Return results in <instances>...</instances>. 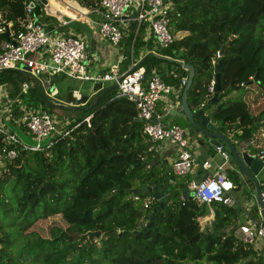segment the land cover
I'll return each instance as SVG.
<instances>
[{"label":"trees","instance_id":"trees-1","mask_svg":"<svg viewBox=\"0 0 264 264\" xmlns=\"http://www.w3.org/2000/svg\"><path fill=\"white\" fill-rule=\"evenodd\" d=\"M75 1L88 10L99 6V0ZM29 3H33L32 20L49 30L46 24L52 17L37 0H0V24H9L10 33L21 30ZM169 13L173 29L185 34L161 51L155 50L167 58L151 54L143 58V82L156 74L176 86L187 76L179 62L189 63L194 68L186 93L191 110L202 105L205 112L211 109L219 130H231L233 140H248L252 132H264V0H171ZM135 29L136 23L128 25L117 44L125 62L131 57ZM4 39L0 33V42ZM136 39L137 48L139 36ZM216 51L220 53L219 94H234L220 108L211 102L218 93L208 90L215 65L210 59ZM254 73L257 79L251 81ZM23 82L28 83L25 91ZM0 85L7 90L4 99L11 123L18 125L25 109L51 112L53 101L45 98L39 79L20 70L1 69ZM95 91L96 101L95 95L73 108L80 109L81 116L63 122L67 134L56 135L50 145L36 150H18L11 160L0 153L4 162L0 163V264H262L258 250L234 234L240 208L182 199L180 194L191 176L170 179L165 161L159 165L147 150L149 141L142 133V121L136 120L134 104L119 96L116 87L99 85ZM185 124L190 128L188 136L194 138L187 119ZM3 145L0 134V149ZM227 175L236 187L246 181L254 190L253 183L242 179L235 168ZM9 181L12 184L6 191ZM145 185L162 187L166 195L150 227L140 232L159 204L142 191L137 195L147 196L149 207L133 199L131 190ZM209 207L212 220L201 227L199 218ZM52 216H59L64 226L50 224L45 236L29 230ZM87 230H100L102 235L88 240Z\"/></svg>","mask_w":264,"mask_h":264},{"label":"built area","instance_id":"built-area-1","mask_svg":"<svg viewBox=\"0 0 264 264\" xmlns=\"http://www.w3.org/2000/svg\"><path fill=\"white\" fill-rule=\"evenodd\" d=\"M170 7L171 0H99V6L88 12L93 16L91 20L96 25L100 38L114 46L122 37V27L133 22L137 26L144 24L154 40V47L164 49L175 39L167 27ZM30 8V6L26 7L27 21L18 32L10 33L9 24H0V33L5 34L8 30L7 38L0 42V70L16 69L32 78L39 79L47 96L54 92V85L50 82L52 76L104 83L105 86L115 83L118 95L125 97L135 106L137 118L142 121V133L149 141L147 150L153 154L167 149L172 150L170 171L174 176L191 174L197 165L203 170H210V161L197 162L188 146L187 131L178 124H165L164 114L156 109L157 102L164 95L171 93L170 85L163 82L156 74H152L143 83L144 67L134 66V64L124 72H120L114 65L106 72L89 73L86 38L83 35H63L52 30L48 31L44 23L32 20ZM219 56V51H216L210 59L211 63L216 64ZM186 80L187 76L180 78V88H183ZM213 81L214 79L208 86L209 91H213ZM27 88L28 83L23 82L21 89L25 91ZM6 95L7 90L0 85V96L6 98ZM71 98L78 100L79 92L72 90ZM4 107L5 113L0 116V134L5 141V145L0 149L2 158L11 160L16 157L18 150H36L43 145H50L56 135L67 134V130L63 128V121L53 117L46 109H25L17 125L10 122L8 105ZM85 120L88 123V117ZM21 125L23 130L20 128ZM19 131L29 135L33 143L24 141ZM262 133L264 134L263 131ZM251 143L250 139L238 142L241 148ZM6 144H12L14 147L9 148ZM212 146L226 159L222 144ZM254 155L264 162V147ZM0 163L4 164L2 160ZM206 176L199 182L193 179L187 182L186 188L194 193L193 198L208 206L211 202H219L227 207L238 204L239 199L235 195L237 187L228 177L226 167L217 165L214 171ZM261 194L264 200V185L261 188ZM133 199L140 201L144 208L149 207L147 198L135 194ZM252 210L254 213L250 211L249 219L238 222L234 234L242 242L258 250L264 264V220L257 207ZM210 213L213 214L211 208Z\"/></svg>","mask_w":264,"mask_h":264},{"label":"crops","instance_id":"crops-1","mask_svg":"<svg viewBox=\"0 0 264 264\" xmlns=\"http://www.w3.org/2000/svg\"><path fill=\"white\" fill-rule=\"evenodd\" d=\"M44 5H45L44 12L52 17L49 24H46L49 30H52V32H57L58 34H63V35L64 34L83 35L88 42H91V46L92 49L94 50V54H92L87 61V69L88 72L91 74L106 72L110 70L114 65L117 66L118 70L119 68L125 65V67L122 68V72H124L128 68H130L131 65L135 64L140 58H142L147 52L149 51L155 52L154 42H153L154 40L152 37L150 38L151 50H148V48L146 47V44L148 43V39L151 36L148 29L143 26V28L139 31V26L136 25L134 39L131 46V57L127 62H125L126 57L122 55L119 52V50L118 53H115L113 56L103 51L106 50L107 48L101 47L100 42L102 41V39L98 35L96 25L91 20L93 19V16L91 13L88 12V9L81 7L75 0H46V3ZM128 25L122 27L123 31H125L128 28ZM184 34L185 32H179L177 36L180 37ZM137 35H139L140 40L136 48L134 47L133 44H135L137 40L136 39ZM119 71L121 72V70ZM63 78L65 77H56V80L54 82L56 83L57 80ZM67 79H71V78H67ZM143 83H145V81ZM99 85H104V83L91 82V86L89 87V91H88L89 96L82 94L78 89L75 88H71V91L77 90L80 96H85V100L82 101L83 105H85V103L89 102L96 95L95 87ZM170 86L172 87L171 93L166 96L164 95L157 102L156 109L164 114L163 122L165 124L167 125L178 124L181 127H183L188 133V131H190V128L188 127V125L185 124L186 119L180 109V102L178 100L181 95L182 89L180 88L179 83L176 86L174 85H170ZM53 93H55V91ZM233 95H234L233 93L228 96L223 94L221 101H224L229 96H233ZM69 96L71 97V92ZM88 97H89V101H87ZM51 103L53 104V102ZM4 105H6L5 102L3 104V108H0V116L4 115L3 114L5 111ZM173 108H175V110ZM176 110L177 112H179V114L176 112ZM207 111H211V109ZM215 125L217 127L216 123ZM246 125L247 124H245L244 126ZM217 131L226 135L232 142H234L236 146L240 147L238 144L239 140L231 139V135L232 138H235L233 134H231V130H219V128L217 127ZM237 132L240 133L241 129H238ZM20 137L28 143H33L32 142L33 140L25 132H20ZM187 138H188V146L192 151V153L194 154L197 162L200 163L203 160H208L211 163L210 170H203L201 167H199V165L195 166L193 168L192 173L189 174V176H191V179L192 176H196L197 174L199 176H204L209 172L214 171L217 165H223L224 167L227 168V171L230 168H233V166L229 162H227L226 159H224L219 153H217L213 149V146L207 142L206 138L199 139V141H196L194 138L189 137L188 134H187ZM250 140L252 141V143L248 146H245L242 149L247 150L250 153H256L254 152V150L258 151L259 149L264 147V137L262 130L252 132V137H250ZM247 148H250V150H248ZM153 155L158 159L159 165H163L164 161L165 163H167V165H169L171 159L173 158L171 149H167L159 153H154ZM241 178L243 179V177ZM248 185L249 183L243 181V184L235 189L236 198L239 199L238 204L235 206H238L240 208V216L238 222H243L249 219L250 216L249 214H251L250 211L254 213L252 209H256L257 207L254 200V190H252V186H248ZM212 217L213 214L210 213V208H208V212L203 214L199 218V223L201 227L207 226L209 222L212 220Z\"/></svg>","mask_w":264,"mask_h":264},{"label":"water","instance_id":"water-1","mask_svg":"<svg viewBox=\"0 0 264 264\" xmlns=\"http://www.w3.org/2000/svg\"><path fill=\"white\" fill-rule=\"evenodd\" d=\"M41 4H45L46 0H37ZM29 6L32 7L33 3H29ZM35 20V19H34ZM8 36V30L5 32V38ZM86 47L89 51L87 60L90 58L92 54H94V50L92 49L91 42H88L86 44ZM223 46H221L220 53L222 52ZM154 55L156 57L160 58H167L165 56H162L161 54L155 53L153 51L147 52L142 58H140L134 66H140L143 58L146 55ZM170 59V58H168ZM180 66L187 70V80L182 88L181 95L179 97L180 102V109L187 119V122L190 124V126L193 128L195 136L194 139L196 141H199V139H207V142L211 145H223V150L225 151L226 160L229 162L232 166H235V168L241 177L248 178L252 183L254 187V200L257 204V208L260 210L262 218L264 220V200L262 198L261 194V188L259 184V179L257 178V174L259 171L264 167V162L260 159L256 158L254 153H250L247 150H244L238 146H236L226 135L220 133L217 131V127L215 125V122L212 120L213 111L205 112L203 111L204 105H202L200 108L191 110L188 107L187 100H186V93L187 89L189 88L192 78L194 76V68L189 63L179 62ZM214 72V81H213V92L218 93L217 95L213 96L211 98V102L215 103L218 102L216 105V108H220L223 104H228L230 100H224L221 101L223 97V93L219 94L220 91V67L219 64L216 63L213 68ZM257 75L254 73L253 77L251 78V81L256 80ZM249 82H246L244 85H247ZM105 88H112L116 87V84H112L109 86H104ZM45 98L47 99L48 96L46 93ZM97 99V94L95 96V101ZM85 100V96H80L76 102L79 101L82 102ZM48 102H50L48 100ZM95 103V102H94ZM52 104V103H51ZM175 110V108H173ZM177 112V110H176ZM179 114V112H177ZM195 118H197V121H195ZM137 121H141L139 118H136ZM152 121V120H150ZM259 122H255V127L258 128ZM207 176H199L198 174L196 176H192V179L199 182L203 179H205ZM174 175L172 174L170 176V179H173ZM138 191L147 192L149 193L150 197L154 200L159 201V204L152 208L151 215L147 221V224L142 228L140 232H144L148 227H150L152 223V217L153 214H155L161 207H163V201L165 198L166 193L163 191L162 187L153 185H145L140 187H135L131 190V193L133 195L137 194ZM194 193L192 191H189L187 188L183 189L180 196L182 199H186L188 197H193ZM84 235L87 237L88 240L99 239L102 235V232L100 230H87Z\"/></svg>","mask_w":264,"mask_h":264},{"label":"rangeland","instance_id":"rangeland-1","mask_svg":"<svg viewBox=\"0 0 264 264\" xmlns=\"http://www.w3.org/2000/svg\"><path fill=\"white\" fill-rule=\"evenodd\" d=\"M167 27H168L169 32L173 36L176 37L177 34L179 33V31H175L173 29L170 21H169ZM100 44H101V47L107 48L106 50H103L105 53H108L109 55H112V56L115 53H118L117 45L114 46V45L110 44L105 39H102ZM154 50L161 51L162 49L154 47ZM53 85H54L55 93H52L51 95H49L53 101V104H55V105H52L51 112H50L53 115V117L58 118L65 123H68V122L74 120L75 118L81 116L82 112L80 109H73L74 107L77 106V103L75 100L70 99L69 93L71 92V88H75V89H78L82 94L89 96L88 91H89V87L91 86V82L90 81L84 82V81H77V80H73V79L63 78V79L57 80L56 83L54 82ZM229 97L227 98V100L229 99ZM87 101H89V97H88ZM4 102H5V99L0 96V108H3ZM225 115H227V113H224L222 116L224 117ZM237 121H239V120H237ZM188 133H189V131H188ZM247 149L250 150V148H247ZM254 152H257V150L256 151L254 150ZM165 165L170 169V164L167 165V163H165ZM187 175H189V174H187ZM187 175H175L176 180L182 179V178L185 179L187 177ZM257 178L260 180L261 186H263L264 185V167L257 174ZM11 184H12V181H9L6 184V187H7L6 191H8ZM248 186H251V185L249 184ZM142 197L148 199L147 196H142ZM137 203H139V202L137 201ZM50 224H57V225L64 226V222L60 219L59 216H52V217H49L47 219L37 221L36 223H34L29 228V230H33L35 232H38L41 236H45L46 232H47V228ZM103 263L104 262H102V264Z\"/></svg>","mask_w":264,"mask_h":264},{"label":"bare ground","instance_id":"bare-ground-1","mask_svg":"<svg viewBox=\"0 0 264 264\" xmlns=\"http://www.w3.org/2000/svg\"><path fill=\"white\" fill-rule=\"evenodd\" d=\"M143 26H144V24H141V25L139 26V31H140V29H141ZM137 36H139V35H137Z\"/></svg>","mask_w":264,"mask_h":264}]
</instances>
